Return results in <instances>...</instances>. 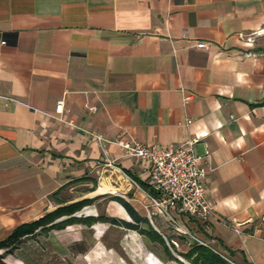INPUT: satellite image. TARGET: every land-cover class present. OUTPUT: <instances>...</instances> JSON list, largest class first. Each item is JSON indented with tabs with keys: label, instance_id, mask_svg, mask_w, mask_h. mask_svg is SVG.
Instances as JSON below:
<instances>
[{
	"label": "crops",
	"instance_id": "crops-1",
	"mask_svg": "<svg viewBox=\"0 0 264 264\" xmlns=\"http://www.w3.org/2000/svg\"><path fill=\"white\" fill-rule=\"evenodd\" d=\"M59 103L74 127L57 119ZM90 135L197 140L198 154H211L204 187L214 218L179 223L232 264H264V0H0V243L61 201H91L85 221L133 224L119 198L182 264L143 188L146 164ZM106 224L160 248L108 223L93 227L99 238Z\"/></svg>",
	"mask_w": 264,
	"mask_h": 264
},
{
	"label": "built area",
	"instance_id": "built-area-1",
	"mask_svg": "<svg viewBox=\"0 0 264 264\" xmlns=\"http://www.w3.org/2000/svg\"><path fill=\"white\" fill-rule=\"evenodd\" d=\"M253 38L251 36L248 41L253 42ZM198 48L208 49L204 43L199 44ZM192 99V97L185 98V104H188ZM90 110L94 111V109ZM63 111L64 105L59 103L56 109L59 116L57 119L63 124L74 127L73 122H66L60 118ZM190 124L191 121H188L187 125ZM90 136L103 150L107 145H115L124 157L144 162L149 173L151 190L155 193V195L147 194L154 214L164 219L174 233L186 238L191 247L200 245L212 249L209 244L187 231L177 219V215H183L197 219L202 223H208L214 218V211L207 203L204 187V180L207 175L205 164L209 163L211 159L208 150L204 155L198 154L196 150L197 140L186 141L178 147H166L143 145L136 139H120L110 142L101 136ZM173 243L176 245L175 242Z\"/></svg>",
	"mask_w": 264,
	"mask_h": 264
},
{
	"label": "rangeland",
	"instance_id": "rangeland-1",
	"mask_svg": "<svg viewBox=\"0 0 264 264\" xmlns=\"http://www.w3.org/2000/svg\"><path fill=\"white\" fill-rule=\"evenodd\" d=\"M86 190L87 189L84 187L83 191L86 192ZM98 204L102 205L97 207L100 211L104 208L105 203L101 202ZM59 205H61L60 208L70 206L64 201H61ZM87 211V208L83 209L81 212L74 215L73 219L85 221V219H81V217L84 216L83 214ZM102 211L103 210H101V213ZM68 219L70 218L65 217L56 222V224ZM97 224L104 223L92 224V221H85L83 224L70 226L64 229V231L70 228L80 230L75 233L62 234L63 230L53 229L51 226L46 230L41 229L37 231L34 236L23 239L18 245V249L13 251L11 249L0 250V264H143L146 259L149 263L151 259H153L159 264V262L150 255V253L155 252V250H158L160 255L166 256L167 259L165 260L172 264L171 262L173 260L169 258L168 252L166 251V249H169L164 247V244H160V248L158 247L155 249L153 243L148 239L141 238L137 234L129 233L125 230H118L107 224L105 225L107 230L99 238L98 231L93 229ZM172 231L171 229V232ZM171 232L165 233L168 247L176 253H187L191 249L189 241ZM191 234L212 246L209 241L193 233ZM11 235L7 239H9ZM61 235L65 238V242L61 241ZM68 235H70V237ZM68 238H71V240H68ZM7 239L5 241H7ZM172 240H174L176 245L171 242ZM134 258H141L142 261L139 262L137 259L134 261ZM181 261H183L182 264H188L182 258Z\"/></svg>",
	"mask_w": 264,
	"mask_h": 264
},
{
	"label": "trees",
	"instance_id": "trees-1",
	"mask_svg": "<svg viewBox=\"0 0 264 264\" xmlns=\"http://www.w3.org/2000/svg\"><path fill=\"white\" fill-rule=\"evenodd\" d=\"M143 188L149 191L152 195H155L149 186L143 185ZM112 200L118 202L127 211L133 221V224L116 219H108L105 217L89 220L92 221V224L108 223L112 226L138 232L140 235L149 238L154 243L163 244V240L153 231L145 232L141 229V224L144 223V220L128 203L119 198H113ZM91 203V201H83L68 207L60 208L56 212L46 215L39 221L29 225L21 226L11 235L9 239H7V241L0 244V250L11 249L13 251L18 249V245L23 241V239L34 236L37 231L41 229L46 230L49 226H51L53 229L64 230L70 226L83 224L85 221L73 219V216L81 212L87 206H90ZM65 217L70 219L56 224V222L62 220ZM166 251L168 252L167 249ZM168 256L170 259L175 260L170 253ZM180 257L188 264H232L215 253L212 249L200 245H193L187 253L180 255Z\"/></svg>",
	"mask_w": 264,
	"mask_h": 264
},
{
	"label": "bare ground",
	"instance_id": "bare-ground-1",
	"mask_svg": "<svg viewBox=\"0 0 264 264\" xmlns=\"http://www.w3.org/2000/svg\"><path fill=\"white\" fill-rule=\"evenodd\" d=\"M99 191H100V192H104V191H106V189H103V188H102V189H100Z\"/></svg>",
	"mask_w": 264,
	"mask_h": 264
}]
</instances>
